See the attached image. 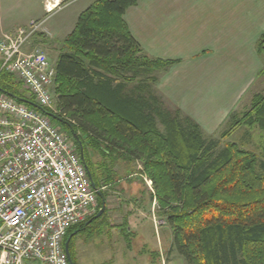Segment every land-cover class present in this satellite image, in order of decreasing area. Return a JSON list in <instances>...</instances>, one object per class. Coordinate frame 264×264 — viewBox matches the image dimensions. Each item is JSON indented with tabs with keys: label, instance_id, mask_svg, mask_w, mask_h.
<instances>
[{
	"label": "trees",
	"instance_id": "16d2710c",
	"mask_svg": "<svg viewBox=\"0 0 264 264\" xmlns=\"http://www.w3.org/2000/svg\"><path fill=\"white\" fill-rule=\"evenodd\" d=\"M136 1L96 0L80 13L54 63L55 116L60 119L54 121L76 136L79 155L82 145L95 186L116 179L105 164L106 176L99 178V166L78 132L89 133L87 145L113 162H140V173L151 180L153 199L172 230L170 250L185 264H264V140L259 153L244 148V140L226 141L240 127L257 126L264 134V93L254 94L242 114L230 112L219 137L205 135L179 109L164 108L153 90L156 72L176 60L142 53L122 17ZM256 50L264 56V33ZM0 90L33 102L8 72H0ZM97 199L101 208V191ZM97 211L72 226L64 241L76 231L72 247L78 233L95 231L106 209L94 218Z\"/></svg>",
	"mask_w": 264,
	"mask_h": 264
},
{
	"label": "crops",
	"instance_id": "0c3cea01",
	"mask_svg": "<svg viewBox=\"0 0 264 264\" xmlns=\"http://www.w3.org/2000/svg\"><path fill=\"white\" fill-rule=\"evenodd\" d=\"M47 1L54 0H0V33L43 21L26 49L55 45L54 65L61 41L96 0H55L50 13ZM122 17L144 55L176 60L156 72L153 90L164 108L166 102L179 109L204 134L226 121L263 71L264 56L256 49L264 33V0H137Z\"/></svg>",
	"mask_w": 264,
	"mask_h": 264
},
{
	"label": "built area",
	"instance_id": "2783aa9c",
	"mask_svg": "<svg viewBox=\"0 0 264 264\" xmlns=\"http://www.w3.org/2000/svg\"><path fill=\"white\" fill-rule=\"evenodd\" d=\"M52 3H45L48 13ZM42 23L0 33V72L12 74L36 105L0 90V264H70L66 233L96 213L104 189L94 185L71 136L47 114L57 113L56 70L41 48L26 49Z\"/></svg>",
	"mask_w": 264,
	"mask_h": 264
},
{
	"label": "rangeland",
	"instance_id": "374dc122",
	"mask_svg": "<svg viewBox=\"0 0 264 264\" xmlns=\"http://www.w3.org/2000/svg\"><path fill=\"white\" fill-rule=\"evenodd\" d=\"M77 2L79 1L68 8H72ZM33 46L41 48L53 64L58 53L55 45ZM262 69L263 73H259L250 89L240 98L233 112L242 114L249 108L251 97L254 94L264 93V67ZM55 86L54 82L51 88L53 101L56 94ZM21 89L25 90L22 85ZM24 93L27 95V92ZM165 104L166 108L169 107V104L166 102ZM54 108L57 112L56 115L59 114L55 102ZM169 109L172 112L175 110L174 107H169ZM61 117L64 116L61 115ZM227 117L228 115L226 121L220 124L217 130H215L216 127L212 128L211 131L205 132V135L219 137L220 132L228 128ZM64 118L68 119L66 116ZM159 127L162 129L160 124ZM78 133L85 143L89 141L86 134ZM71 138L74 141L73 135ZM232 140H239V142L244 140V148L259 153L264 134L257 126L240 127L226 139V141ZM88 147L93 163L97 167L99 166V178L103 181V177L106 176V171L102 166L105 164L107 173L111 169L116 181L111 184L105 183V180L104 183L98 182L99 187L104 186L101 192L105 198L103 205L106 213L100 221L94 224L93 227H97L95 231L92 232L90 228L89 231L80 232L75 236L72 246L77 264H185L175 251L170 250L173 237L172 230L166 222V217L159 212L160 209L153 199V191L148 184L149 178L146 174L140 173V162H126L123 160L124 158H117L113 162L108 154L104 155L99 150ZM151 187L153 189L152 185ZM98 203L97 199L99 211L101 208ZM128 227H130V231H128ZM125 230L129 232L128 236H126Z\"/></svg>",
	"mask_w": 264,
	"mask_h": 264
},
{
	"label": "water",
	"instance_id": "95a60500",
	"mask_svg": "<svg viewBox=\"0 0 264 264\" xmlns=\"http://www.w3.org/2000/svg\"><path fill=\"white\" fill-rule=\"evenodd\" d=\"M22 101L25 102V103H28V104L31 105V106H35V107H36V105L34 104V102H31L30 100L23 99ZM47 114H48L51 118H53L54 120L60 121V119L57 118L56 116H54L53 114H51V113H49V112H47ZM74 137H75V136H74ZM79 148H80V157H81V160H82V162L84 163V165H85V167H86V169H87L88 175L91 177V174H90V172H89V169H88V167H87V165H86V162H85V159H84V153H83L82 145H81L80 143H79ZM104 208H105L104 205H102L101 209L97 212V214L94 216V218H97V217L101 216V214H102L103 211H104ZM89 222H90V221H88L86 224H88ZM128 231H129V227H128ZM75 233H76V231H73L71 234H69V236L67 237V239L65 240V243H64V250H65V252H66V254H67V257H68V260H69L70 264H73V263H72V261H71V256H70V252H69V242H70L72 236H73Z\"/></svg>",
	"mask_w": 264,
	"mask_h": 264
},
{
	"label": "flooded vegetation",
	"instance_id": "af4514ba",
	"mask_svg": "<svg viewBox=\"0 0 264 264\" xmlns=\"http://www.w3.org/2000/svg\"><path fill=\"white\" fill-rule=\"evenodd\" d=\"M73 136H75V135H73ZM76 137V136H75ZM77 140V139H76ZM73 249H74V247L72 246H70V243H69V252H70V256H71V261H72V263L73 264H77V261L75 260V258H74V254H73ZM75 261V262H74Z\"/></svg>",
	"mask_w": 264,
	"mask_h": 264
}]
</instances>
